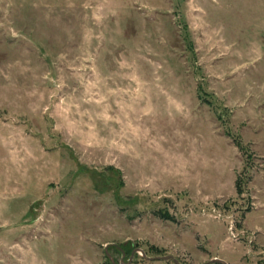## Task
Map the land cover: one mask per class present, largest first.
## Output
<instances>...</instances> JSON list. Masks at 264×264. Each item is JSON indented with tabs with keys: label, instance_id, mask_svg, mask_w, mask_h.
<instances>
[{
	"label": "rangeland",
	"instance_id": "374dc122",
	"mask_svg": "<svg viewBox=\"0 0 264 264\" xmlns=\"http://www.w3.org/2000/svg\"><path fill=\"white\" fill-rule=\"evenodd\" d=\"M109 256L264 264V0H0V264Z\"/></svg>",
	"mask_w": 264,
	"mask_h": 264
},
{
	"label": "water",
	"instance_id": "95a60500",
	"mask_svg": "<svg viewBox=\"0 0 264 264\" xmlns=\"http://www.w3.org/2000/svg\"><path fill=\"white\" fill-rule=\"evenodd\" d=\"M110 257V256H109ZM110 260L112 261V263L113 264H115V262H114V260H113V258L112 257H110ZM214 260H218V261H220V262H222L223 264H227L225 261H223V260H221V259H214Z\"/></svg>",
	"mask_w": 264,
	"mask_h": 264
},
{
	"label": "trees",
	"instance_id": "16d2710c",
	"mask_svg": "<svg viewBox=\"0 0 264 264\" xmlns=\"http://www.w3.org/2000/svg\"><path fill=\"white\" fill-rule=\"evenodd\" d=\"M239 147H241V145H238ZM111 263H112V261H111ZM113 264V263H112Z\"/></svg>",
	"mask_w": 264,
	"mask_h": 264
}]
</instances>
